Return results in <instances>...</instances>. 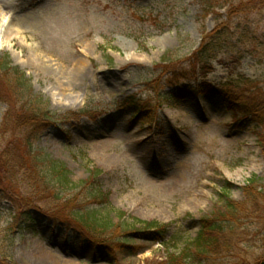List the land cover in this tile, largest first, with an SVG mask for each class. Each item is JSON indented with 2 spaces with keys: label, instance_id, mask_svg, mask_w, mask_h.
<instances>
[{
  "label": "rangeland",
  "instance_id": "obj_1",
  "mask_svg": "<svg viewBox=\"0 0 264 264\" xmlns=\"http://www.w3.org/2000/svg\"><path fill=\"white\" fill-rule=\"evenodd\" d=\"M216 1L224 4L211 3ZM207 2L5 0L1 12L10 14L8 23L20 33L11 41L2 35L0 60L9 57L50 111L84 112L42 131L31 149L61 162L76 185L99 170L97 184L108 195V206L97 207L100 215L110 213L119 225L134 220L169 225L170 239L165 250L152 235L116 234L110 244L117 250H110L96 236L43 214L34 215V232L19 234L12 226L17 210L0 193V245L9 255L7 263L156 264L167 254L183 253L199 233L200 220L220 208L224 195L243 201L242 188L250 179L258 180L264 199V152L256 135L260 128L251 118L235 122L238 112L220 92L232 84L244 99V91L264 90V0H232L231 12L226 5L206 10ZM221 23L230 29L228 45L202 77L189 58L202 33ZM31 46L41 55V68L26 64ZM167 51L172 63L161 61ZM172 67L187 70L189 80L179 74L177 81L189 88L175 90L167 101L165 95L175 89L167 83ZM52 70H60L62 78L55 80ZM58 89L66 96L52 98ZM64 98L77 100L66 107L58 100ZM128 98L138 101L140 115L124 108ZM7 108L0 100V123ZM150 115L156 116L151 125ZM14 146L9 134H0V151L11 153ZM78 192L58 195L69 198ZM255 207L253 218L239 225V238L229 239V254L196 257L193 249L179 264H259L264 232L256 218L264 215V202ZM118 213L125 215L123 220Z\"/></svg>",
  "mask_w": 264,
  "mask_h": 264
},
{
  "label": "trees",
  "instance_id": "obj_2",
  "mask_svg": "<svg viewBox=\"0 0 264 264\" xmlns=\"http://www.w3.org/2000/svg\"><path fill=\"white\" fill-rule=\"evenodd\" d=\"M212 1L208 0L206 3V10L214 7L223 8V5L228 6L230 12L234 8L232 0H224L222 2L224 4L221 6L217 1L211 3ZM229 33L230 29L227 23L219 24L209 33H202L201 44L189 58L193 68L198 67L202 77L211 69V61L227 47ZM170 54L167 51L161 61L172 63ZM172 69L167 83L175 89L165 95L167 101L168 97L177 94L175 90L182 93L189 88V85H182L183 83L179 84L181 85L179 87L177 81L179 74L184 76L183 80H189L187 70L174 67ZM231 85L227 88L223 86L220 92H223L227 102L238 112L240 118L235 116L234 121L240 122L248 118L254 121L256 127L260 128L256 135L264 152V90H258L257 93L252 94L244 91L242 95L245 98L242 99L236 94L238 93L237 87ZM198 88L201 92L200 86ZM249 95H253V99L249 98ZM158 96L160 97L159 94ZM0 100L8 107L0 123V134H9L10 140L15 142L11 153L0 151V193L17 210L12 217V226L19 231V234L27 231L34 232L36 227L34 215L43 214L52 222H66L74 230L96 236L103 241L101 243L105 249L117 250L110 244L111 236H116V234L126 236L130 232H137L144 236L152 235L155 241L164 246L165 250L169 248L170 239L167 237L169 225L137 220L129 225L126 223L113 224L110 213L104 215L98 213V206H108V195L100 191L96 181L100 174L99 170H92L86 181L76 185L70 182L69 172L61 162L51 159L43 151L31 149L32 141L42 131L67 118L77 119L83 116L84 112L59 115L50 111L47 101L41 95L33 92L24 73L11 66L7 55L0 60ZM137 102L134 98H128L123 106L140 115L142 110ZM154 120H156V116L150 115L147 122L151 125ZM20 133H22L21 138L18 137ZM257 184L258 180L255 177L248 181L242 188L244 200L241 202L233 201L224 195L220 200L222 202L220 208L213 212L209 218L200 220L199 233L192 243L185 245L183 253L180 252L175 255L176 257L173 256L175 253L167 254L164 261L156 264H179L181 259L185 260L186 258L184 253L193 249L196 257H206L209 256V253L214 256L229 254L231 252L229 239L239 238L240 235L237 233L239 225L249 222L245 220L253 218L252 214L257 211L255 206L264 202V199H260L263 194ZM230 186L227 183L226 190ZM76 189L79 191L76 196L71 195L69 198H63L58 195L59 192ZM52 203L54 204L51 208L40 205ZM124 216L123 213H118L119 221L123 220ZM256 219L259 220L261 232H264V215ZM136 224H141L143 227L136 228ZM122 241L126 244L128 238L124 237ZM7 261H9V255H6L0 245V264H13L7 263Z\"/></svg>",
  "mask_w": 264,
  "mask_h": 264
},
{
  "label": "bare ground",
  "instance_id": "obj_3",
  "mask_svg": "<svg viewBox=\"0 0 264 264\" xmlns=\"http://www.w3.org/2000/svg\"><path fill=\"white\" fill-rule=\"evenodd\" d=\"M4 3H5V0H0V40H1V37L3 35L2 38L6 39L8 41H11L15 34L20 33V29H18V28L14 29L8 23L9 16H10V14L8 12H6L5 14H3L1 12V9H4V7H3ZM40 63H42L41 55L38 53L36 47L31 46L29 48V56L27 57L26 64L29 65V66L35 67V68H41V64ZM20 66L22 68V67H24V64H21ZM49 70H51V69H49ZM83 71L84 70L81 69V71H80V73H82L81 76H83V73L85 72V71L84 72ZM50 73L53 76V78H55V80H57V81H58L59 75H61V78H62V75H63V74H61L62 72L60 70H52ZM78 73H79V71H78ZM63 78H66V77H63ZM69 79H67V82L69 81ZM54 90H55V88H54ZM57 91H58L57 93H55L56 92V90H55V92H53L51 94L52 98H55L58 95H60L61 97H65L66 96V94L63 93L64 91L60 92V89H58ZM58 100H61V102L67 104L66 107H68L69 105L72 106L76 102L77 99L64 98V99H58Z\"/></svg>",
  "mask_w": 264,
  "mask_h": 264
},
{
  "label": "water",
  "instance_id": "obj_4",
  "mask_svg": "<svg viewBox=\"0 0 264 264\" xmlns=\"http://www.w3.org/2000/svg\"><path fill=\"white\" fill-rule=\"evenodd\" d=\"M260 264H264V261H262Z\"/></svg>",
  "mask_w": 264,
  "mask_h": 264
}]
</instances>
